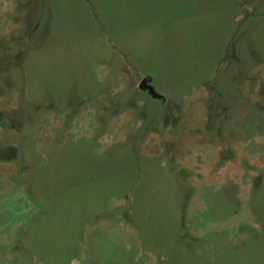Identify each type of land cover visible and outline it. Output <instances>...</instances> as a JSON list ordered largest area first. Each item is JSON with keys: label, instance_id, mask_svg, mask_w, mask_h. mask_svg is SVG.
Wrapping results in <instances>:
<instances>
[{"label": "rangeland", "instance_id": "1", "mask_svg": "<svg viewBox=\"0 0 264 264\" xmlns=\"http://www.w3.org/2000/svg\"><path fill=\"white\" fill-rule=\"evenodd\" d=\"M0 264H264V0H0Z\"/></svg>", "mask_w": 264, "mask_h": 264}, {"label": "water", "instance_id": "2", "mask_svg": "<svg viewBox=\"0 0 264 264\" xmlns=\"http://www.w3.org/2000/svg\"><path fill=\"white\" fill-rule=\"evenodd\" d=\"M141 87H142V88H146V87L149 88L150 92L154 94V89H153L152 87L148 86L147 83H146L145 81H143V82L141 83Z\"/></svg>", "mask_w": 264, "mask_h": 264}]
</instances>
